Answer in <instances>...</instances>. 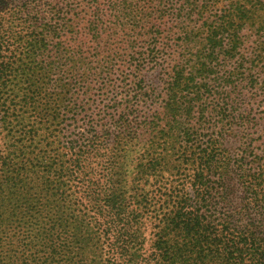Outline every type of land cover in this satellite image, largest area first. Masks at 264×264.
<instances>
[{
    "label": "trees",
    "instance_id": "trees-1",
    "mask_svg": "<svg viewBox=\"0 0 264 264\" xmlns=\"http://www.w3.org/2000/svg\"><path fill=\"white\" fill-rule=\"evenodd\" d=\"M0 264H264V0H0Z\"/></svg>",
    "mask_w": 264,
    "mask_h": 264
},
{
    "label": "rangeland",
    "instance_id": "rangeland-1",
    "mask_svg": "<svg viewBox=\"0 0 264 264\" xmlns=\"http://www.w3.org/2000/svg\"><path fill=\"white\" fill-rule=\"evenodd\" d=\"M91 11H90V5L89 4H84L82 7V12L79 16L78 19H76V21L74 22L75 25L72 28V32L71 33H67L64 36L63 39V43H64V52L61 54V56H59V58H61L65 63L67 62V59L69 58V52L72 53L73 56V48L74 53L76 54V58L79 59L81 61V57L80 55L84 54V57H87L88 54H92V52L95 53V43H88V40L94 42V40H92L90 34H89V15H90ZM108 17L105 19V25H102L103 30L107 29L108 32V36H110V40L107 39V35L104 34L105 31L102 32V38L106 41V43H102V47H101V51H106L105 53H102L104 57L103 60H105L106 56H109V62H111V65L115 64V70L119 67L120 65V57L118 56L119 53V48L122 46L121 42H122V38H123V34H124V30L121 29L120 27H118L117 25H115L112 22H117L113 16L111 15L110 12H107ZM133 16H136L137 14L135 13V9L133 10L132 13ZM71 31V30H70ZM247 35L248 32H246ZM253 37L252 40L248 39V46L251 45V43L253 41H256L257 38ZM86 39V40H84ZM252 41V42H251ZM81 45L82 47H88V49H82L80 50V53H78L79 48L78 45ZM91 48V49H90ZM71 72V75L75 74L76 72V68L75 67H71L68 68ZM85 70L81 69V72L84 73ZM86 73V71H85ZM37 75L40 76V73L37 72ZM37 76V77H39ZM105 77V74H103V78ZM78 79V78H77ZM87 83L91 82V84H95L92 82V78L88 75H84L83 78ZM149 79L151 80V83L153 84H162L161 82H158V76L157 74L152 77H149ZM79 80V79H78ZM129 84H135L133 80H131L129 82Z\"/></svg>",
    "mask_w": 264,
    "mask_h": 264
}]
</instances>
